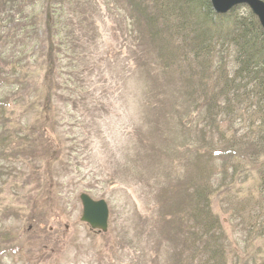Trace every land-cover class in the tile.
Wrapping results in <instances>:
<instances>
[{
  "label": "rangeland",
  "instance_id": "rangeland-1",
  "mask_svg": "<svg viewBox=\"0 0 264 264\" xmlns=\"http://www.w3.org/2000/svg\"><path fill=\"white\" fill-rule=\"evenodd\" d=\"M90 1L97 6L89 16L95 26L85 32L77 18L68 19L70 5L63 8L66 30L80 36L75 53L57 56L63 38L54 34L61 22L53 16L33 29L44 40L39 50L31 27L21 33L26 44L13 48L18 54L11 66L18 55L36 54L18 63L20 73L42 63L55 66V73L48 75L47 108L30 98L14 105L11 159L0 152V264H189L197 245L189 237L197 186L212 192L230 264H259V167L245 166L235 187L222 189L231 182V156L219 152L229 149L231 132L225 125L209 132L204 115L194 112L204 103L195 94L202 85H192L187 96L178 64L160 69L159 43L128 37L119 0ZM168 46L174 49L175 41ZM42 97L46 92H32V100ZM82 193L107 202V233L80 220Z\"/></svg>",
  "mask_w": 264,
  "mask_h": 264
},
{
  "label": "trees",
  "instance_id": "trees-1",
  "mask_svg": "<svg viewBox=\"0 0 264 264\" xmlns=\"http://www.w3.org/2000/svg\"><path fill=\"white\" fill-rule=\"evenodd\" d=\"M115 3L126 16V20L123 19L129 38H143L149 44L159 43L164 54L159 62L161 70L173 67L175 62L178 64L175 69L180 71L177 73L182 77H186L183 84H187V96L192 97L194 93L192 85H202L195 94H202L204 103L196 107L194 112L198 116L204 115L202 122L206 123L205 128L210 132L211 126L217 129L225 125L228 132L232 133L225 143L229 149L219 152L223 156H231L227 165L230 167L227 172L231 171V182L226 181L222 189L231 191L235 187L234 183L247 173L245 166L256 165L260 173V195L264 200V30L256 16L246 6L219 14L213 9L210 0H119ZM67 5L72 10L67 14L68 19L73 21L77 18L81 31L94 29L95 23H91L93 21L89 16L96 11L97 6L90 0H0V92L6 89L0 93V152L8 161L12 157L8 146L16 138L18 127V124L13 123L14 105L30 98V102H43L47 108L48 75L51 70L55 73V66L51 64L49 68L43 63L31 71L20 73L18 63L31 62L36 54L31 57L26 54L25 59L18 55L17 63L11 66L9 60L17 58L18 54L13 52V48L17 44L22 47L26 44L25 39L21 38L23 30L29 27L33 30L43 21L49 22V17L53 16L61 22L57 24L54 34L57 38H63V47L58 49L57 56L75 53L80 36L66 30L68 21L63 20L66 19L63 8ZM31 31L36 40L33 46L39 50L44 40L39 39L38 30ZM44 34L51 35L49 26ZM66 36L72 37L73 42L64 39ZM172 40L176 44L174 49L168 46ZM39 61L40 58L37 59ZM31 86L34 87L33 91L46 92L47 99L43 96L32 100L33 91L30 94L27 92V96L23 94ZM187 100L193 102L192 98ZM43 133L40 132V135ZM234 160L235 163H232ZM210 193L206 186H197L193 190L196 210L192 209L194 231L189 237L190 242L195 241L197 245L192 255L185 251L190 255L186 261L189 264H230V252L221 243L222 225L211 207ZM256 204L259 206L256 209L258 213L264 214L261 209L264 202ZM262 222L260 229L263 230ZM263 234L260 232L261 236ZM258 263L264 264V260Z\"/></svg>",
  "mask_w": 264,
  "mask_h": 264
},
{
  "label": "water",
  "instance_id": "water-1",
  "mask_svg": "<svg viewBox=\"0 0 264 264\" xmlns=\"http://www.w3.org/2000/svg\"><path fill=\"white\" fill-rule=\"evenodd\" d=\"M213 9L219 14H227L239 6L248 7L258 19L264 30V0H210ZM82 215L80 220L89 225L91 230L107 233L110 211L104 199L95 200L90 195H80Z\"/></svg>",
  "mask_w": 264,
  "mask_h": 264
}]
</instances>
